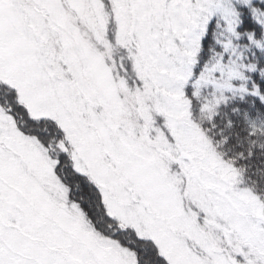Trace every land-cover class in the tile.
Segmentation results:
<instances>
[{
	"label": "snow or ice",
	"instance_id": "obj_1",
	"mask_svg": "<svg viewBox=\"0 0 264 264\" xmlns=\"http://www.w3.org/2000/svg\"><path fill=\"white\" fill-rule=\"evenodd\" d=\"M0 264H264V0H0Z\"/></svg>",
	"mask_w": 264,
	"mask_h": 264
}]
</instances>
